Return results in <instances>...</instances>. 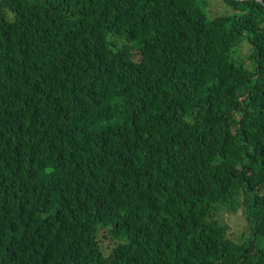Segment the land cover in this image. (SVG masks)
I'll list each match as a JSON object with an SVG mask.
<instances>
[{
	"label": "trees",
	"instance_id": "1",
	"mask_svg": "<svg viewBox=\"0 0 264 264\" xmlns=\"http://www.w3.org/2000/svg\"><path fill=\"white\" fill-rule=\"evenodd\" d=\"M220 1L0 0V264H264V0Z\"/></svg>",
	"mask_w": 264,
	"mask_h": 264
},
{
	"label": "rangeland",
	"instance_id": "2",
	"mask_svg": "<svg viewBox=\"0 0 264 264\" xmlns=\"http://www.w3.org/2000/svg\"><path fill=\"white\" fill-rule=\"evenodd\" d=\"M206 5H208V7L211 8H214L217 9L219 7V10H223V6L220 4V0H204ZM206 11H209V9H206ZM240 51H238V53L242 56H244L246 54L245 50L247 49V45L246 44H242L239 46ZM237 54V53H236ZM132 57L134 59L137 58V53L136 52H132ZM237 59H239V57L237 56ZM243 64L245 66H247L249 64V61L246 60V58H244L243 60ZM223 215H226V214H223ZM225 222L228 223V225L230 226L231 230L236 232L238 231L239 229H242L243 227H245L246 229V226L241 218V215H240V211L238 210L235 214H228L226 215V218H225Z\"/></svg>",
	"mask_w": 264,
	"mask_h": 264
},
{
	"label": "clouds",
	"instance_id": "3",
	"mask_svg": "<svg viewBox=\"0 0 264 264\" xmlns=\"http://www.w3.org/2000/svg\"><path fill=\"white\" fill-rule=\"evenodd\" d=\"M204 2H205V1H204ZM259 2H261V1H259ZM206 6L208 7V5H206ZM209 8H210V7H209ZM4 13H5V12L3 11V14H4ZM6 13H7V10H6ZM7 15H8V13H7ZM7 17H8V16H7ZM111 40L114 41L115 45H118V44H120V43L123 42V40H122L121 38H118V37H115V36H113ZM240 215H241V218H242V220H243V222H244V224H245V226H246V223H245V221H244V219H243V216H242V213H241V209H240ZM227 225H228V223H227ZM226 229L231 230V228H230L229 225L226 227Z\"/></svg>",
	"mask_w": 264,
	"mask_h": 264
}]
</instances>
